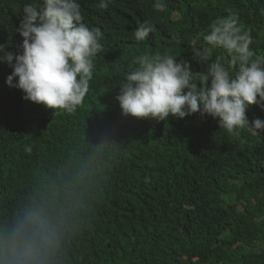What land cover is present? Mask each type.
Wrapping results in <instances>:
<instances>
[{
	"label": "trees",
	"instance_id": "16d2710c",
	"mask_svg": "<svg viewBox=\"0 0 264 264\" xmlns=\"http://www.w3.org/2000/svg\"><path fill=\"white\" fill-rule=\"evenodd\" d=\"M27 0H0V44L17 51ZM103 33L93 80L74 113L23 99L0 63V264L23 235L39 264H264V130L220 129L199 113L167 121L124 116L119 82L135 57L171 53L191 63L190 43L236 15L264 57V0H77ZM155 32L137 43L132 31ZM234 75L223 49H213ZM264 120V103L250 105Z\"/></svg>",
	"mask_w": 264,
	"mask_h": 264
},
{
	"label": "clouds",
	"instance_id": "9594fccd",
	"mask_svg": "<svg viewBox=\"0 0 264 264\" xmlns=\"http://www.w3.org/2000/svg\"><path fill=\"white\" fill-rule=\"evenodd\" d=\"M115 0H99L96 7L107 10ZM157 12L166 10L164 0H154ZM23 18L15 29L22 44L11 52L0 44V63L12 71L6 77L10 87L21 90L23 99L48 109L74 113L83 104L93 80L95 59L103 51V33L85 22L77 0H27ZM155 25L147 20L132 31L134 40L146 41ZM204 46L193 39L192 59L205 65L196 72L191 63L171 53L145 52L134 58L119 82L116 100L124 116L167 121L199 113L217 119L220 129L240 135V130L260 132L264 120L250 121V105L264 103V57L250 48L253 39L234 14L215 19L203 36ZM213 49H223L233 75L221 58L211 59ZM18 250L12 247L9 264H39V249L23 235Z\"/></svg>",
	"mask_w": 264,
	"mask_h": 264
}]
</instances>
